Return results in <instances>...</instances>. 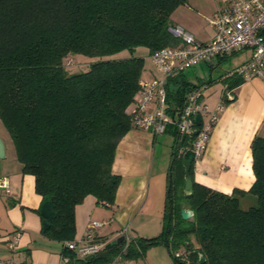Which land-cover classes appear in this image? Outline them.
Instances as JSON below:
<instances>
[{"label": "trees", "instance_id": "obj_1", "mask_svg": "<svg viewBox=\"0 0 264 264\" xmlns=\"http://www.w3.org/2000/svg\"><path fill=\"white\" fill-rule=\"evenodd\" d=\"M187 0H0V119L41 196L36 212L54 240H73L74 210L87 195L114 204L120 175L112 172L116 147L132 128L130 108L144 70L142 56H112L144 47L148 55L181 41L168 30L171 14ZM69 57L91 59L70 73ZM244 79L236 72L224 83L231 91ZM199 86L180 72L166 81L168 112L174 115ZM234 98V96H233ZM230 100L226 93L222 104ZM165 175L161 233L132 239L127 258L145 245L163 243L174 264H264V136L251 141L254 180L247 190L226 193L193 178L196 158L179 154L188 139L173 127ZM190 160L192 192H184L183 161ZM253 195L256 204L241 207ZM182 208L193 215L183 219ZM185 246V257L174 251ZM121 242L89 260L109 261ZM64 252L71 253L66 247ZM199 253L204 257L200 262Z\"/></svg>", "mask_w": 264, "mask_h": 264}, {"label": "crops", "instance_id": "obj_2", "mask_svg": "<svg viewBox=\"0 0 264 264\" xmlns=\"http://www.w3.org/2000/svg\"><path fill=\"white\" fill-rule=\"evenodd\" d=\"M226 2L187 0L173 10L172 23L181 26L198 41L207 42L215 33L208 18ZM249 56L250 51L242 49L218 57L209 64L215 67L221 60L234 59L237 69ZM148 75L153 77L157 73L154 69L145 71L142 78ZM222 88V94L208 103L205 98L209 94L204 92V102L208 108L213 109L221 102V97L227 92L226 84ZM231 92L234 98H228L230 101L223 104L208 144L193 168L196 182L226 193L234 188L247 190L251 186L254 180L251 141L257 134L264 136V81L258 77L244 79ZM0 136L5 143V156L0 158V180L4 184L0 186V259H9L16 264H58L66 254L64 244L47 237L42 231L43 223L36 212L41 196L35 191L34 176L22 172L12 138L1 119ZM155 139L156 136L149 131L133 127L122 137L112 164V172L120 175L114 204L111 207L99 206L92 195H87L74 210V239L84 236L91 220H108V224L114 222L117 227L107 231L101 228L98 236L100 240L111 241L116 238L117 231L125 224L129 225L135 216L151 214L155 207V188L161 190L160 178L155 179L156 174L150 164ZM109 209L113 210L112 214ZM15 230H20L21 234L16 246L10 249L8 241ZM129 264L151 262L147 256H139L130 257Z\"/></svg>", "mask_w": 264, "mask_h": 264}, {"label": "built area", "instance_id": "obj_3", "mask_svg": "<svg viewBox=\"0 0 264 264\" xmlns=\"http://www.w3.org/2000/svg\"><path fill=\"white\" fill-rule=\"evenodd\" d=\"M208 22L215 33L207 42L198 41L179 25L169 26L170 33L181 43L161 47L149 54L159 74L139 81L129 113L132 127L145 129L154 136L165 132L168 125L175 127L180 135L188 139L187 144L180 146L179 154L190 151L196 160L208 144L223 104L220 102L213 109L208 108L204 102L206 94L198 88L187 93L183 106L172 115L167 110V78L198 63H212L218 57L248 49L249 58L235 72L243 79L258 77L264 81V0H227L208 18ZM226 97L232 99V92L227 91ZM196 114L200 116L199 124L195 120ZM3 185L0 180V186ZM108 223V220H91L83 237L65 241L64 247L73 254H64L58 264H129L126 254L132 237L128 226H122L117 231L116 237L122 236L123 239L118 252L109 261L95 263L89 260L109 242L100 240L98 236L99 230ZM20 234V230L11 234L8 241L10 249L16 246ZM174 255L184 258L185 252L177 249ZM0 264L16 263L0 259Z\"/></svg>", "mask_w": 264, "mask_h": 264}, {"label": "rangeland", "instance_id": "obj_4", "mask_svg": "<svg viewBox=\"0 0 264 264\" xmlns=\"http://www.w3.org/2000/svg\"><path fill=\"white\" fill-rule=\"evenodd\" d=\"M128 57V56H142L144 58V70L143 72H149L154 69L157 75L159 74L154 67L152 61L149 59L148 51L144 47L135 48L132 52L123 50L112 56ZM238 59V58H236ZM91 59L69 57L65 61L66 69L70 73H76L85 71L91 64ZM236 65L234 59L228 60V58L221 60L215 67L208 62L198 63L184 71V75L192 82L199 86L200 90L209 94L205 99L208 101L214 100L222 94V87L224 80L235 73ZM235 69V70H234ZM149 75L146 76V80L151 79ZM134 128V127H133ZM174 142V133L171 125H168L165 132L156 135L154 142V154L150 159V164L153 165L155 179L161 181V190L158 188L154 191L155 207L151 211V214H139L135 216L128 224L131 232V237L135 239L152 238L158 236L163 228L162 214L163 204L165 196V174L170 160V153ZM149 164V165H150ZM157 176V177H156ZM256 204V199L253 195H248L241 201V207L245 208L250 205ZM101 206L102 204H99ZM103 206V205H102ZM104 208V207H103ZM111 209L109 213L112 214ZM191 218V217H190ZM116 226V223L111 222L103 226L105 231L110 230ZM178 250L184 251L186 248L184 245L177 247ZM151 264H174L172 256L163 243L145 245L141 258L146 257Z\"/></svg>", "mask_w": 264, "mask_h": 264}, {"label": "water", "instance_id": "obj_5", "mask_svg": "<svg viewBox=\"0 0 264 264\" xmlns=\"http://www.w3.org/2000/svg\"><path fill=\"white\" fill-rule=\"evenodd\" d=\"M195 120L197 124L200 123V116L198 114L195 115ZM4 156H5V143H4V140L0 136V158H3ZM183 164H184V171H185L184 192L186 195H189L192 192V178L189 173L190 160L185 159L183 161ZM180 214L183 219H189L190 217H192L193 211L190 209L182 208L180 211ZM43 228L44 229L48 228V224L43 223ZM122 239H123L122 236L116 237L112 239L111 241L107 242L106 245L110 246V245L116 244L118 242H121ZM199 258H200V262L204 261V257L201 253H199Z\"/></svg>", "mask_w": 264, "mask_h": 264}]
</instances>
